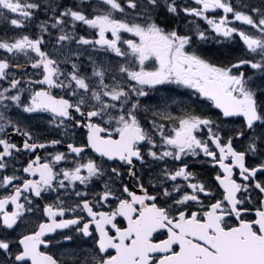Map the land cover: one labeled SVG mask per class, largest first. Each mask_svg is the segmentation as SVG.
Wrapping results in <instances>:
<instances>
[{
  "label": "snow or ice",
  "instance_id": "1",
  "mask_svg": "<svg viewBox=\"0 0 264 264\" xmlns=\"http://www.w3.org/2000/svg\"><path fill=\"white\" fill-rule=\"evenodd\" d=\"M0 264H264V0H0Z\"/></svg>",
  "mask_w": 264,
  "mask_h": 264
}]
</instances>
